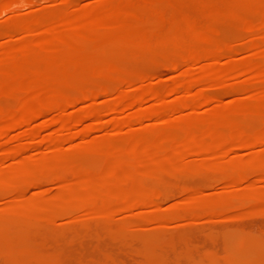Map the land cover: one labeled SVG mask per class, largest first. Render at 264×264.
Masks as SVG:
<instances>
[{
  "label": "bare ground",
  "instance_id": "obj_1",
  "mask_svg": "<svg viewBox=\"0 0 264 264\" xmlns=\"http://www.w3.org/2000/svg\"><path fill=\"white\" fill-rule=\"evenodd\" d=\"M252 215L264 0H0V264H264Z\"/></svg>",
  "mask_w": 264,
  "mask_h": 264
},
{
  "label": "rangeland",
  "instance_id": "obj_2",
  "mask_svg": "<svg viewBox=\"0 0 264 264\" xmlns=\"http://www.w3.org/2000/svg\"><path fill=\"white\" fill-rule=\"evenodd\" d=\"M252 216H253V217H252ZM252 216H251V217L249 216V217L245 218L246 220H245L244 217H243L241 220H238V219H236V220H234V219H232V220H231V219H228V220L226 221V219H221V220H220V219H217L218 221H217V220H216V221L212 220L213 223L210 222V221H208V223H209V222L212 223V224H210L211 227L209 226V228H212V227L214 226V227H213L214 229L211 230V232H215V233H211L210 231H206V230H204V229H206V227H208V226H206V227L204 226V227H205L204 229L201 228L200 226H198V224L200 223V221H198V224H197V222L192 223V224H193V227L195 226V224H197L196 227L199 228V229H200V228L202 229V231H203V233H204V234L202 233V235H201V232H202V231H200V230L198 231V229L195 230V231H197V233L200 232V233L197 234L195 231H193V230L190 228V227L192 226V224H187V226H188V227L190 226V227H189V228H186V227H185V230H184L185 232H183L181 229H183L182 226H186V224L180 226L179 229H180L181 227H182V228H181L180 230H177V231H179V232H183V234H182V233H180V234L185 235V234L187 233V231H188L187 229H191V232L189 231V232H188V235H189V234H192V231L196 233V234H195L196 236H195V235H192V236L190 235L189 237H192V238H193V237H196L195 240H199V241L201 240V241H202V242L200 241V244H201V243L203 244V245H202V244H201V245H202V247H203L204 249L201 247V245H199V247H201L200 249H201L202 251L205 250V249L207 250V249H212V248H213V249H217V250L220 251V249H221V246H220V245H221V242H220V241H221V239H222V238H221V237H222V234L225 233V230H226V232H229V231H230V233L237 234V235H241V234H243V233H244V234L247 233V231L249 230V228L247 229V228H245V227H249V226H251L253 229H254L255 227H257V228H255V230H256V229L259 230L262 226H264V216H260V215H256V216H255V215H252ZM254 216H255V217H254ZM258 216H260V217H258ZM239 219H240V218H239ZM247 219H248V220H247ZM223 220H224V221H223ZM229 220H230L231 222H229ZM233 220H234V222H235V221H236V222H237V221H238V222H239V221H241V222H245V223H244L245 226H244V224H243L242 227L245 228V229H247V231H245V229H241L242 227H240V226L234 228V225H235V224H234V222H232ZM219 221H223V222H225V224H223V222H222V223H219ZM205 222H206V221H205ZM216 222H218V224H217ZM236 222H235V223H236ZM238 222H237V224H238ZM215 223H216L217 225H215ZM228 223H229L230 225H229ZM231 223L234 224V225H232ZM65 224H66V223H65ZM65 224L63 225V223H61V224L58 223V225L60 226V228H61L62 230L65 229L64 231H66V232H67V230L71 231V230L69 229V224H68V227H66L67 224H66V225H65ZM200 224H202V222H201ZM206 224H207V222H206ZM237 224H236V225H237ZM239 224H240V222H239ZM241 224H242V223H241ZM241 224H240V225H241ZM261 224H263V225L261 226ZM58 225H56V226L59 227ZM61 225L64 226L65 228L62 227ZM204 225H205V224H204ZM220 225H221V227H220V229H219V226H220ZM223 225H225V226H223ZM226 225H227V226H226ZM259 225H260V227H259ZM70 226L73 227V229L70 227L73 231H74L75 228L77 227V225H76V227H75V225L72 226L71 224H70ZM215 226H216V227H215ZM217 226H218V227H217ZM232 226H233V228H232ZM74 227H75V228H74ZM196 227H195V228H196ZM230 227H231V228H230ZM239 227H240L241 230L239 229ZM251 227H250V228H251ZM258 227H259V228H258ZM78 228H79V227H77L76 230H77ZM209 228H207V230H208ZM215 228H216V229L218 228V230H220L221 233H220L219 231H217ZM223 228H224V229H223ZM252 228H251V230H252ZM81 229H82V228L80 227L78 230H81ZM233 229H234V230H233ZM170 230L172 231V229H168V230H166V231H168L167 234H171V232L169 233ZM174 230H175V229H174ZM174 230L172 231V234H174V233H173ZM186 230H187V231H186ZM221 230H223V231H221ZM243 230H244V231H243ZM251 230H249V233H251V232H253V231L256 232L255 230H253V231H251ZM82 231H84V232H85V235H86V232H87L88 234H90L89 232H90L91 230H90V231H87V230L84 229V230H82ZM166 231H165V232H166ZM204 231H205L206 233H207V232L211 233V236H208V235H210L209 233H208L207 236H205V232H204ZM66 232H65V235H66ZM71 232H72V231H71ZM71 232H68V233L70 234ZM84 232H82V233L84 234ZM165 232H164V233H165ZM177 233H178V232H177ZM177 233L175 232V234H177ZM218 233H220V234H218ZM91 234H92V233H91ZM175 234H174V235H175ZM180 234L178 233L177 235H180ZM199 234H200V235H199ZM212 234H213L214 237L212 236ZM217 234H218V236H217ZM188 235L186 234V236H188ZM198 235H199V236H198ZM215 235H216V237H215ZM67 237H70V236L68 235ZM88 237H89V236L87 235V237H85V239H84V241H83V243H82V245H83L82 248L85 247L84 249L81 248V242H79V244H78V240H76V239L72 240V242H71V239H70V241L67 240L68 242H67V241L64 242L66 245L69 243V244L67 245V249H68L69 245H70V247L72 246L71 249H70V248H69V249H70V251L73 250V251H72L73 254H72V252H68V253H66L67 251L65 250V254H66V255L68 254V255L70 256V254H71V256H72V258H71V256H70V258L67 257L70 261H74V259H77V257L79 258V257H80V256H79L80 254H78V253H80V251H81V253H85V251L88 249V247H89L90 250H91V249L93 250V248H94V250L97 249L96 247H98V246H94L95 244H93V242L95 243V241H94L95 239L92 238L93 235H92V237H91V236H90L89 238H88ZM199 237H200L201 239H200ZM204 237H205V238H204ZM87 238L89 239V241H88ZM90 238H92V241H93V242L91 241ZM208 238H211V240L209 239V241H208ZM213 238H214V240H213ZM215 238H216V239H215ZM218 238H219V241H218ZM193 239H194V238H193ZM202 239H204V241H203ZM206 239H207V240H206ZM216 240H217V241H216ZM73 241H74L75 243H74ZM86 241H88V242L91 241L90 243H92V244L89 243V244H90V245H89L88 243H86ZM210 241H211V242H210ZM66 242H67V243H66ZM76 242H77V243H76ZM203 242H205V243H203ZM213 242H214V245H213ZM216 242H217V243H216ZM71 243H74V244H71ZM111 243L114 244V243H116V242H111ZM208 243H209V244H208ZM218 243H219V246H217ZM77 244L80 245V246H78ZM113 244H110L109 246L112 245L111 247H113V248H117V247H119V246H117L118 243L116 244L117 247H116V246L114 247L115 244H114V245H113ZM129 244H130V243H129ZM132 244H133V243H132ZM204 244H206V245L204 246ZM211 244H212V245H211ZM66 245H65V246H66ZM127 245H128V244H127ZM127 245L125 244V247H124L123 244H122L124 251H125V249H126L127 247H128V248L130 247V246H127ZM130 245H131V244H130ZM135 245H136V244H135ZM135 245H133V247H134ZM209 245H210V246H209ZM87 246H88V247H87ZM120 246H121V245H120ZM122 246L120 247V248H121V252L118 251L117 249H113L114 254H115V250H117L116 252H119V253H117V254H115V255H118V257L121 255V256H120L121 258H122V256H123V259L126 258L127 261H130V262H131V261L133 262V261L139 259V258H138L139 255H138L137 253H135L133 250H132L133 252H131V248H132V246L130 247V250H129V249L126 250V253H127V254L122 250ZM207 246H208V247H207ZM216 246H217V247H216ZM63 247H64V246H63ZM74 247H75V250L73 249ZM79 247H80V248H79ZM111 247H110V248H111ZM199 247H198V248H199ZM209 247H210V248H209ZM76 248H77V250H76ZM98 248H99V247H98ZM219 248H220V249H219ZM64 249H66V248L64 247ZM79 249H81V250H79ZM78 250H79V251H78ZM83 250H84V251H83ZM92 250L89 251V252H90L89 254H88V251H87L84 255L81 254V255H82V256H81L82 259L85 258V255H86V254H87L86 257H88V256H90V255H95V254H96V257H98L97 255L101 256V255H100L101 253L98 254L99 252L102 251L101 247H100L99 249H97L96 253H95L94 250H93V252H94V253H93ZM99 250H101V251H99ZM111 250H112V248H111ZM119 250H120V249H119ZM201 250H200V251H201ZM75 251H76V252H75ZM127 251H128V252H127ZM77 252H78V253H77ZM91 252H92V253H91ZM122 252H124L125 254L123 253V254H124V255H123ZM134 253L137 254V255H135ZM119 254H120V255H119ZM128 254H129V256H127ZM130 254H132L133 256L130 255ZM73 255H75V256L73 257ZM76 256H77V257H76ZM130 256H132V257H130ZM134 256H136L138 259L135 257L136 259L134 260V259H133ZM83 257H84V258H83ZM129 257H130L132 260H131V259H128ZM67 258L65 257V259H67ZM85 259H86V258H85ZM85 259H84V260H85ZM126 259H125V260H126Z\"/></svg>",
  "mask_w": 264,
  "mask_h": 264
}]
</instances>
